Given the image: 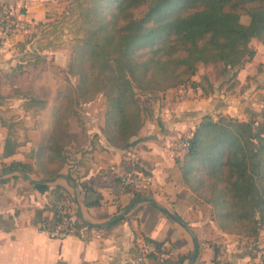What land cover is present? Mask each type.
<instances>
[{
	"label": "crops",
	"instance_id": "obj_1",
	"mask_svg": "<svg viewBox=\"0 0 264 264\" xmlns=\"http://www.w3.org/2000/svg\"><path fill=\"white\" fill-rule=\"evenodd\" d=\"M4 1L0 0V6ZM8 1L20 8L30 31H35L36 22L49 21L50 15L62 7L59 0ZM21 36L22 33L14 38ZM11 39L0 41V96H12L18 91L44 101L41 106L25 107L39 114L36 113L31 123L23 121L24 133L12 136V124L0 117V178L5 179L0 182V215L12 216L10 224L0 226V264H209L218 246L226 250V258L218 264H248L245 262L251 258L248 249L235 246L239 241L235 237L239 235L217 228L208 215V204L182 180L172 154L174 142L188 135L203 114L213 110L231 114V101L234 104L250 101V97H246L248 90L237 96L225 92L223 99H216L214 92L218 86L225 89L226 76L216 78L215 71L210 69L211 63H204L207 65L203 71L198 63L199 71L190 77V82L142 94L140 99L135 95L136 101L149 105L150 111L122 147L108 144L100 132L104 110L103 97L97 93L66 117L63 129L71 136L58 134L62 149L57 158L49 160L47 149H43L40 156L37 151L52 141V134H57L63 124L59 114L63 96L61 83L66 76L57 68L66 60L63 53L43 48L42 61L23 65L19 73L9 72L15 62L9 47ZM263 46H259L260 52H264ZM260 52L254 51L251 58L226 67L225 71L234 72V77L241 81L255 72L259 64L261 71L256 79L264 84V65L261 64L264 58ZM218 67L221 69L222 64ZM56 107L54 116L50 114V118H46ZM21 108L24 107L21 105ZM6 138L15 145L12 152L4 154ZM10 160L28 162L31 169L24 175L15 169H2ZM124 170L145 173L149 178L146 188L132 190L120 186L117 176ZM40 179L46 184L43 191L36 190L29 182ZM81 182L101 196L98 204H84V196L90 191L85 190ZM54 185L62 187L69 217L74 218V211L78 210L81 218L92 226H81L78 235L52 237L30 223L33 209L45 206L52 198ZM134 195L140 197L126 206ZM144 241L160 242L162 251H154L152 256L143 255L140 245ZM180 256L182 259L178 262Z\"/></svg>",
	"mask_w": 264,
	"mask_h": 264
},
{
	"label": "trees",
	"instance_id": "obj_2",
	"mask_svg": "<svg viewBox=\"0 0 264 264\" xmlns=\"http://www.w3.org/2000/svg\"><path fill=\"white\" fill-rule=\"evenodd\" d=\"M70 9L80 35L70 45L65 72L76 78L61 106L59 132L37 151L40 156L47 149L49 160L57 158L62 149L58 134L71 136L63 129L66 117L97 93L103 97L100 132L108 144L122 147L150 111L149 105L136 101V93L152 94L190 82L198 62H219L222 70L242 63L254 53L249 46L251 38L264 45V0H71ZM242 12L248 17L246 22L239 20ZM43 48L21 56L10 71L19 72L24 64L42 61L44 55L39 50ZM22 97L24 107L41 106L44 101L26 93ZM185 137V146L175 161L186 186L208 204L217 228L253 240L261 235L264 240V116L255 121L203 114ZM14 145L6 138L3 153L12 152ZM2 169H15L24 175L31 164L10 160ZM4 180L0 178V182ZM43 180L29 182L43 191ZM80 185L90 191L84 204H98L101 196L85 183ZM51 193L45 206L33 209V226L48 232L57 224L60 229L69 225L71 234L76 235L81 226H92L78 210L74 218L69 217L61 186L54 185ZM139 197L134 195L126 206ZM11 218L0 215V226L10 224ZM149 242L155 251H162L160 242ZM259 262L264 264V247Z\"/></svg>",
	"mask_w": 264,
	"mask_h": 264
},
{
	"label": "rangeland",
	"instance_id": "obj_3",
	"mask_svg": "<svg viewBox=\"0 0 264 264\" xmlns=\"http://www.w3.org/2000/svg\"><path fill=\"white\" fill-rule=\"evenodd\" d=\"M59 1H61L62 3L61 9L59 11L53 12V14L50 15L52 16V18L49 21H47V22H51L52 24H46V21L39 22V23L36 22L35 31H30L29 27L26 26L24 32H22L21 38L11 39L12 42L11 44H9V47L10 49H12V53L14 54V57H15L14 58L15 62L19 60L21 56L25 57L28 53H31L33 50L40 49V47H44L48 51L52 50V51L60 52L61 54L63 53L62 55L65 58L66 62L61 67L59 66L57 70L63 71L66 76V79H64V81H62L61 83L62 92H63L61 103L62 105H64L65 100H66L65 94L69 93L70 91L69 87L75 82V78H76V76L68 74V73L66 74L65 72L67 68V62L70 56V45L73 39L77 38L80 35V32L77 27L78 25H77V20L75 19V15L74 13H72L73 10L70 9L71 0H59ZM247 19L248 17L244 12H242L239 15V20L241 22H246ZM2 40L3 39L1 38L0 41ZM24 40H28V41L22 44ZM30 40H32L31 43H29ZM20 44L22 45V47H20ZM249 46L253 48L254 51L260 52L259 46H263V44L259 40L255 38H251L249 40ZM39 52L42 53V49L39 50ZM260 54L263 55L264 52L261 51ZM198 63H200L199 69L203 71L204 67L207 64H204V62H198ZM207 63H210V62H207ZM261 64L264 65V63H261ZM49 65L52 66L53 63H49ZM220 65L221 63L219 62L209 64V66H211L210 69L215 71L216 78L220 75H223V76L225 75L226 76L225 78L227 81V85L225 86V89H222V86H218L216 88V91L214 92L215 98L223 99L224 98L223 94H225V92H226V95L236 93L235 95L237 96L243 91L248 90L249 94H247L246 97H250V101H247L248 104L247 102H244V104L242 102H240V104L235 102L234 104L231 101L230 107L232 108L229 109L231 114H229L228 112L223 113L222 111H214V110L209 113H205V114H210L213 118H216L219 114H222V115L237 117L239 119L250 118L252 120L259 121L262 118V116H264V84H260V81H257L256 79L258 76V72L261 71V67L259 66V64L255 66V72L246 75V78H244L241 81H238L234 77V72L232 71H225L222 69L218 70L217 68H219L218 66ZM199 69H197L196 67L195 71L198 72ZM22 70H23V67H22ZM9 72L11 71L9 70ZM25 93L26 92L19 93L17 91V92H14V95L12 96H0V105H1L0 106V117H1V120H3L4 122H8L12 124V127L10 129L12 136L16 134L18 135V133L22 131L24 133L26 128L23 127V124H24L23 121H27V122L29 121L31 123L34 120L35 115L39 114V112H35V110L33 111L31 109L26 110V108L23 106V102L25 101V99L22 97V94H25ZM135 95L137 99H140L142 93L138 92ZM21 105L24 108H21ZM56 110H57V107L56 109H54V111L49 112V116L46 115V118L48 117L50 118V114L54 116ZM0 165L2 166L1 163ZM208 215L212 217L210 210L208 211ZM235 238L239 239L238 243H236L235 246L241 247V248L245 247L248 249V252L250 253L249 256L251 258L246 260L245 262H248V264H262L259 262V254L261 252V249L264 247V240L261 235L258 236L256 240L247 238L242 235L236 236ZM215 248L216 249L214 250L215 252L214 256L213 258L210 259L209 264H218L220 261L223 260V258L224 259L226 258V250H223V248H221L220 246H218V248L217 247ZM220 248L223 251H221ZM143 255H146V253L143 252ZM163 264H168V263L164 262Z\"/></svg>",
	"mask_w": 264,
	"mask_h": 264
},
{
	"label": "built area",
	"instance_id": "obj_4",
	"mask_svg": "<svg viewBox=\"0 0 264 264\" xmlns=\"http://www.w3.org/2000/svg\"><path fill=\"white\" fill-rule=\"evenodd\" d=\"M27 20L24 18L22 11L19 7H15L14 3L11 1H4L0 6V36L2 39H11L22 32L26 28ZM186 143V137L182 136L174 142L172 146V154L174 157H178L182 152ZM148 176L143 172H136L130 170H124L117 176V182L119 185L128 187L132 190H144L148 185ZM64 221L66 218H62ZM71 228L68 227L64 229L59 228V224L56 225L54 229L50 231H45L49 236L52 237H63L71 234ZM142 252H154L155 247L150 242H142L140 245Z\"/></svg>",
	"mask_w": 264,
	"mask_h": 264
},
{
	"label": "water",
	"instance_id": "obj_5",
	"mask_svg": "<svg viewBox=\"0 0 264 264\" xmlns=\"http://www.w3.org/2000/svg\"><path fill=\"white\" fill-rule=\"evenodd\" d=\"M177 220H179V222L188 230L187 226L184 224V222H182V220L180 218L177 217Z\"/></svg>",
	"mask_w": 264,
	"mask_h": 264
}]
</instances>
